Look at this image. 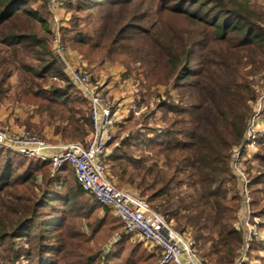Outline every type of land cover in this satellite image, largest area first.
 Masks as SVG:
<instances>
[{"label":"trees","instance_id":"1","mask_svg":"<svg viewBox=\"0 0 264 264\" xmlns=\"http://www.w3.org/2000/svg\"><path fill=\"white\" fill-rule=\"evenodd\" d=\"M29 1L34 0H0V87L7 85L16 73L19 92L16 96L24 99L37 97L40 114L44 116L43 125L51 127L54 136L65 141L85 140L92 127L90 109L75 86L55 85L45 91L48 93L45 96L40 92L43 83L46 84L54 76L53 71L58 72L60 68L58 59L49 49L51 31L48 23L29 6L12 10L15 5ZM103 1L118 8L117 14L104 16L102 28L93 29L89 36L87 32L82 34L83 30L76 32L73 39L77 44L86 46L90 44L91 35H97L100 41L94 43L93 48L110 53L114 41L122 39L124 33L133 28L136 31L135 43L139 48L125 44L120 52L129 56L128 61L123 63L128 73L133 71L131 67L139 64V71L144 73L150 87L167 83V80L175 83L177 78L184 83L195 79L189 84L190 90L178 93L175 99L180 103H189V106L168 108L164 116L166 123L160 133L152 137L148 134L137 135L136 141L139 143L130 137L120 140V144L115 146V153L108 155L106 160L111 163L112 177L121 186L139 191L157 213L175 223L177 230L191 233L203 263L236 264L243 236L230 224L237 221L240 212L239 192L232 185L235 178L230 169V159L232 150L244 141L252 114L251 103L257 99L245 70L252 67L257 73L264 72V20L256 21L252 12L238 6L233 0H185L191 9L205 15L198 18V22L207 28V34L213 39L226 43L233 36L239 39V46L233 49L235 54L221 68L222 71L217 68L212 72L206 66L202 67V71L195 72L187 67L194 61L193 51L181 48L175 39L160 41L144 27L132 24L144 18L143 14L137 12L139 1ZM129 7L135 11L130 12ZM85 10L86 7L82 5L78 11ZM100 10L95 8L97 12ZM73 26L77 28V22ZM128 39L126 37L123 41ZM144 43L163 58L162 68L156 59H148L149 54L145 53V49H140ZM149 66L151 68L147 70ZM157 71H165L166 76L158 78ZM74 89L77 93L71 95ZM160 103V108H165L169 100ZM134 118L132 115L129 122ZM131 148V153L125 151ZM20 157L23 161H35ZM258 159L264 166V155L258 156ZM14 165L15 161L10 160L8 155L0 161V193L7 189L5 187L10 183L8 176ZM42 165L51 167L47 163ZM64 169L71 171L78 193L91 199L94 211L108 209L113 215L93 195L82 190L71 167ZM27 173H30L29 179L40 194L37 199H27L23 203L12 192H6L8 201L16 199L17 203L13 209L15 220L0 231V243L6 245V255L1 256L0 261L4 264H20L21 260L26 264H59V261L69 259V241L72 239L66 233L67 224L55 215L54 203H65L61 189L65 182L42 169L37 173ZM22 180L16 179L10 187H17ZM228 187L234 193L231 198ZM44 208H49L50 212H44ZM113 217L125 231L123 223ZM26 244L29 245L27 248ZM261 245L257 244L256 247L260 248ZM155 249L160 253L161 260V250ZM51 253L58 255V258Z\"/></svg>","mask_w":264,"mask_h":264},{"label":"rangeland","instance_id":"2","mask_svg":"<svg viewBox=\"0 0 264 264\" xmlns=\"http://www.w3.org/2000/svg\"><path fill=\"white\" fill-rule=\"evenodd\" d=\"M136 1H139L137 2L139 4L137 12L143 14L144 18L140 22L132 24L144 27L153 36L161 39L160 41L163 39L164 41L175 39L181 48L186 47V51H193L194 61L192 65L187 66L190 70L199 72L202 71V67L206 66L212 72L216 71L217 68L221 69L228 64L229 59L232 57L231 55L235 54L233 49L239 46L238 36L231 37L230 41L226 43L222 40L213 39L207 34V28L198 22V18L205 15H199L195 9L190 8L191 5L185 0ZM233 1L243 9L252 12L256 21L259 19L264 20V0ZM82 5L86 7V10L79 12L78 10ZM23 6H29L37 16H40L48 23V29L51 31L49 37L51 40L49 47L51 54L53 53V56L56 57L55 39L59 38L67 50L65 54L67 65L71 69L80 68L89 73L103 93L105 86L111 80V75L117 71L121 75L119 82L121 84L129 82L130 86L133 87L134 95L131 94L130 98L133 97L132 99L137 103L138 113L129 111L126 115L122 114L124 118H127L125 119L127 122L124 121V125L120 126L113 145H110L108 155L115 153V146L120 144V140L130 137L133 138L134 142L139 143L136 141L137 135L148 134V136L152 137L160 133L161 128L166 123L164 116L167 115L168 108H187L189 106V103H180L175 99H177L178 93L183 94L190 90L189 84L195 79H189L184 83V81L179 82L177 78L175 83L167 80V83L154 84L150 87V82L146 81L144 73L141 70L139 71V64L131 67L133 71L131 70L132 72L128 73V68L123 63L128 61L129 56L126 54L122 55L120 52L125 44H131L133 48H139L135 43L136 31L133 28L128 29L124 33L126 36L123 35L122 39L114 41V46L110 47V53L107 50L93 48V44L100 41V37L97 35L92 34L90 44L86 46L77 44L74 41L73 38H75L76 32L83 30L82 34L87 32L86 34L89 36L93 29L102 28L103 23L101 20L103 17L117 14L118 8L111 7L103 0L99 2L89 1L88 3L84 0H59V5L53 4L51 0H34L15 5L12 10ZM107 6L110 7L107 8ZM97 7L101 9L99 12L95 11ZM210 8L213 7L210 5ZM128 9L132 13L135 11L133 7ZM74 22H77V28L73 26ZM126 37L130 39L123 41ZM111 43L113 44L112 41ZM0 48H2L1 45ZM140 49H145V53L149 54L148 59H156L161 64V68L164 66L161 62L163 58L151 47L146 46L144 43V45L140 46ZM58 63L60 71H53L54 76L40 87V92L44 96L48 94L45 91L50 87L73 84L70 80V75L65 72L64 65L59 59ZM150 68V66L147 67V70ZM134 69L137 71H134ZM245 71L248 73L247 79L252 83L257 99L251 103L252 114L249 127L245 132L244 141L241 146L234 148L231 153L230 169L235 178L232 185L236 186L239 192L240 212L237 221H232L230 224L236 230H239L243 236V245L236 264L239 262L240 264H264L262 262L264 259V175H262L264 174V166L258 159V156L264 155V72L257 73L256 70H252V67H248ZM157 73H159L158 78L166 76L165 71H157ZM178 86H183V88ZM18 93L17 74L14 73L8 84L0 87V129L30 132L52 145L84 142L87 139L65 141L58 136H54L53 129L43 125L44 116L40 114L37 97L31 96L24 99L21 96H16ZM75 93L77 92L74 89L71 95ZM163 100H169L168 107L160 108V102ZM132 115L135 118L129 122L128 119ZM137 120L139 121L136 122ZM250 128H252L253 136L248 139V130ZM125 151L131 153L133 148L125 149ZM235 152L239 153L236 166L245 176V185L240 172L237 169L235 170L232 165V157ZM137 154L139 155V153ZM6 155H8L10 160L13 159L16 165L9 173L8 182L10 183L5 187L7 189L0 193V231L6 229L7 225L15 220L13 209L17 200L8 201L7 193L12 192L15 197L21 198L23 203L27 199H37L40 192L38 189L35 190V184L29 179L30 173L27 172L37 173L42 169L48 172V175L55 176L65 182L64 188H61L65 203H54L56 204L55 215L57 216L56 218L67 224L66 233L72 239L69 241L71 244L69 247V259L59 261V264L160 263L158 250L126 234L120 223L108 209L94 211L91 208V199L78 193L77 184L71 171L63 169L61 172H54L50 166L42 167L44 163L50 164L48 161L38 159H33L35 160L34 162L31 160L23 161L20 159V154L3 149L0 150V161H3ZM107 165L109 179L112 181L114 177H112L110 161H108ZM18 178L23 179L22 183L17 184V187H10L14 185V181ZM112 183L119 189L129 190L143 196L139 191L131 187L121 186L116 179ZM8 187L10 188L8 189ZM228 188L230 190L229 197L231 198L234 193L233 191L231 192V187ZM75 191L76 193H74ZM245 192L248 193L250 198L249 204L245 202ZM144 198L146 199V197ZM43 211L50 212V209L44 208ZM166 222L175 231L180 232L175 228L173 221L169 222L166 220ZM187 233L192 239L191 233ZM51 241L55 242V240ZM257 244L262 245L258 248L256 247ZM28 246V244L25 245L26 248ZM5 247L6 245L4 246L0 243V259L1 256L6 255ZM51 255L58 258V255L53 253ZM0 264L4 263L0 261ZM20 264H26V261L21 260Z\"/></svg>","mask_w":264,"mask_h":264},{"label":"built area","instance_id":"3","mask_svg":"<svg viewBox=\"0 0 264 264\" xmlns=\"http://www.w3.org/2000/svg\"><path fill=\"white\" fill-rule=\"evenodd\" d=\"M51 2L59 5V0ZM66 52L65 45L56 38L55 55L64 65L65 72L70 75V80L87 101L90 109L92 127L87 139L84 142L52 145L30 132L0 129V150L17 153L28 159L48 161L54 172L71 167L82 190L109 208L123 223L128 235L143 241L151 248L161 250L159 264H203L195 243L187 232L175 231L164 217L152 209L143 196L119 189L109 179L106 162L108 151L120 129L123 117L89 73L80 68L71 69L67 65ZM129 110L138 113L134 100ZM251 136L252 128L248 130V139L252 138ZM238 156L239 153L235 152L232 165L239 171L236 166ZM240 175L245 185V176L241 172ZM245 202L250 203L247 192Z\"/></svg>","mask_w":264,"mask_h":264},{"label":"crops","instance_id":"4","mask_svg":"<svg viewBox=\"0 0 264 264\" xmlns=\"http://www.w3.org/2000/svg\"><path fill=\"white\" fill-rule=\"evenodd\" d=\"M119 74V71H117L111 75V80L105 86L104 95L113 102L115 109L118 110L119 114L126 115L130 111L129 107L133 101V97L130 98L131 94L134 95L133 87L130 86L129 82L121 84L119 82L121 75ZM123 115L121 125H124V123L127 122L125 121L127 118H124Z\"/></svg>","mask_w":264,"mask_h":264}]
</instances>
